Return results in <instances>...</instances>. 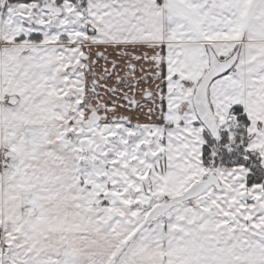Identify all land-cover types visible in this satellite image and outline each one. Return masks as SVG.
<instances>
[{"label":"snow or ice","instance_id":"6c2138e0","mask_svg":"<svg viewBox=\"0 0 264 264\" xmlns=\"http://www.w3.org/2000/svg\"><path fill=\"white\" fill-rule=\"evenodd\" d=\"M0 264H264V0H0Z\"/></svg>","mask_w":264,"mask_h":264}]
</instances>
